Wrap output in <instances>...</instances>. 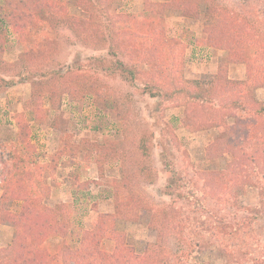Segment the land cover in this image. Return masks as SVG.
I'll return each instance as SVG.
<instances>
[{"label":"rangeland","instance_id":"obj_1","mask_svg":"<svg viewBox=\"0 0 264 264\" xmlns=\"http://www.w3.org/2000/svg\"><path fill=\"white\" fill-rule=\"evenodd\" d=\"M165 1L29 0L2 27L0 264H264V119L194 124L143 89L157 49L174 78L248 75L243 101L264 103V0ZM232 133L245 176L225 195L199 174L226 170Z\"/></svg>","mask_w":264,"mask_h":264},{"label":"trees","instance_id":"obj_2","mask_svg":"<svg viewBox=\"0 0 264 264\" xmlns=\"http://www.w3.org/2000/svg\"><path fill=\"white\" fill-rule=\"evenodd\" d=\"M186 1L187 0H167L163 2L161 6L164 9L166 8V10H179L181 9V5L185 4ZM210 1L212 2V0ZM1 2L2 4H0V36L3 33L2 27H7L8 25L18 27L16 19H18L21 14L23 16L22 12H24L25 6L29 3V0H0V3ZM60 2L66 5L77 3L76 0H60ZM187 2L191 4L193 0H188ZM59 6L60 8H62L61 11L63 12L61 18H64L67 15V8L63 5ZM153 7L159 8V4L153 5ZM211 19L215 21V11ZM77 30L79 31V29ZM223 42L225 41H221L220 46H224L225 43ZM150 54L153 56H162L160 51H158L157 49L155 51H150ZM153 56L151 57V63H148L149 67L147 68V72L144 75L145 79H143V89L149 94V96L151 95L152 98H160L162 101L174 102L179 100H185L184 113L186 115V121H190L194 124L199 121V123H205L204 125H208L207 118H209V116L212 120H215V118L219 115L225 116V118L235 119V114L239 111L247 112L249 117L255 116L259 120L264 119V103H260L258 104V107L256 106V108H252L243 101V98L247 96L244 95V92H246L245 87L249 82L248 75L247 80L244 82L230 81L227 78L226 72L222 73L221 71L218 72V74L215 75L208 83H201L199 81H184L182 78L177 79L174 78L173 75L171 76V74L173 73V67L168 68V65H163L162 58H160L159 61H156ZM117 70L120 71V74L130 77L131 80L136 78V71L133 68L128 67L122 61L119 62V69ZM250 71H252V68L248 70V73ZM255 71L256 73L263 72L260 71L258 68L255 69ZM189 84L191 85V88ZM93 85L94 83L92 82L91 86L87 87V90L93 87ZM206 85H208V87L204 89L203 86ZM215 103L217 104L218 108H214ZM249 124H251L250 121ZM151 136L152 135L146 137L145 135H143L142 138H140L139 140L138 149L141 155L144 157H148L150 155L149 151L151 146ZM232 140L239 141L236 136V133H232L231 140L226 143V146H228L226 154L230 156V159L232 158V162L227 165L226 170L211 173L203 172L199 174L200 178L204 180L206 185L208 184V182L212 183L209 184L211 185L210 188L212 189L213 183L216 182V188H220L222 190L221 193L225 195L231 194L232 188L236 187L234 185L242 184V178L245 176H243V171H239L237 173L235 172L236 170L234 165L235 163L240 162V157H242L243 160L244 153H241V145L239 146L237 143L233 144ZM212 146L213 145H211V147L209 148H212ZM255 154L258 155V152H255ZM260 155L261 154H259L258 156ZM209 156L210 154L207 151V157L212 160V155V158ZM261 158H264V154ZM250 162L252 164H256L254 158H252ZM20 165H22V163H20ZM238 168H240V166ZM254 168H256L258 171L260 170L258 168V163L257 166ZM112 182V193L117 212L118 209L122 206V202L119 201V189H122L125 186L123 182H117L116 180ZM215 196H218L217 193H215ZM130 200L137 201L133 197L132 199L130 198Z\"/></svg>","mask_w":264,"mask_h":264}]
</instances>
